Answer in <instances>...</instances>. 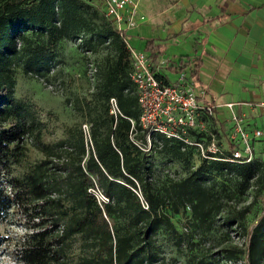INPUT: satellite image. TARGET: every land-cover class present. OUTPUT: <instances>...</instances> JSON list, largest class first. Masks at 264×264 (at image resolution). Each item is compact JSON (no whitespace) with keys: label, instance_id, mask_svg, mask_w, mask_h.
<instances>
[{"label":"trees","instance_id":"1","mask_svg":"<svg viewBox=\"0 0 264 264\" xmlns=\"http://www.w3.org/2000/svg\"><path fill=\"white\" fill-rule=\"evenodd\" d=\"M98 6L86 0H0V220L15 205L37 220L20 255L25 264H168L159 258V231L175 233L180 246L189 235L187 225L179 232L172 215L185 213V221L211 230L227 204L226 187H220L217 177L239 180L242 194L260 178L261 165L256 159L242 165L205 160L194 170L192 151L183 152L180 143L157 137L162 145L153 152L168 154L193 169L173 178L169 172L177 173L170 167L167 183L157 187L150 159L153 152H143L131 139L132 135L145 139L131 79L132 61L124 41L131 35L116 29L101 0ZM41 38L48 43L38 42ZM60 40L80 41V48L88 54L113 50L100 69L94 64L95 98L78 102L92 125L91 143L81 129H71L63 140L45 143L44 123L16 97L13 75L18 61L23 60L37 78L49 82L60 64L50 65L46 46ZM144 49L152 59L164 53L154 40H148ZM192 64L193 81L204 89L199 80L200 58L181 56L171 68L180 72ZM112 98L120 111L117 116L111 114ZM215 121L211 126L220 135L226 124L218 130ZM28 138H33L44 158L23 177L1 180L23 159ZM234 147L230 145V154ZM94 191L107 200H99ZM250 212L247 207L242 218ZM224 222L226 227L235 222L239 226V219ZM240 228L244 247L225 249L214 260L191 258L188 264H264V211L252 226ZM75 239L81 240L84 255L72 263L67 248ZM7 240L0 234V249Z\"/></svg>","mask_w":264,"mask_h":264},{"label":"rangeland","instance_id":"2","mask_svg":"<svg viewBox=\"0 0 264 264\" xmlns=\"http://www.w3.org/2000/svg\"><path fill=\"white\" fill-rule=\"evenodd\" d=\"M86 1L99 7L100 0ZM37 41L48 43L45 38ZM79 42L60 40L54 45L47 44V51L50 52L48 53L51 59L50 63H52L50 65L60 64L56 68V72L48 78V83L37 78L36 74L26 67L23 60L18 61V65L14 68L13 81L16 97L22 101L25 108L34 111L36 117L44 123L42 140L45 143H55L67 138L68 131L71 129L75 131L81 129L85 133L86 141L91 143L90 131L92 125L89 117L86 116V112L82 111V107L78 102H84V98L88 100L95 98L98 90V80L94 81L88 76L89 65L94 63L100 69L105 58L113 54V50L110 47L104 48L96 54H88L80 48ZM130 42L134 49L146 52L144 49L145 39H142L137 33L132 35ZM192 46L196 48L195 41L192 42ZM201 48L202 45H199V49ZM184 53L191 54L193 50L192 48L168 45L165 52L167 58L171 59L170 63H173ZM207 73L211 74L206 69L204 80L210 83V77ZM168 74L174 77L173 74L176 73L168 72ZM218 85L219 81L215 79V82L212 83V90L221 99L223 96ZM248 128H250V132L254 130L262 131L261 138L254 141V159L261 165L259 180L254 181L252 187L242 194L239 192V180L226 178L225 176L217 177L220 187H226L227 204L222 213L216 217L215 226L211 230L194 226L190 220L185 221V213L178 216L172 215V221L179 232H184L183 226L187 225L189 235L184 237L185 242L180 246L178 244L179 237L175 233L164 229L159 231L157 235L159 258L163 259L165 263L188 264L191 258H195L196 261L202 258L214 260L221 257L225 249L234 246L244 247L246 241L240 227L252 226L264 211V118L260 123L258 122L253 126L254 129L250 126ZM209 129L214 130L212 126ZM225 130L219 135V141L221 149L227 154L230 145H234L231 139L233 127L228 124ZM22 158L21 162L12 165L10 174L4 175V177L1 176V180L8 182L13 177H23L44 158V154L34 146L33 138L26 140L24 157ZM150 159L154 168L157 187H163L167 183L166 173L170 167L177 173L175 178H181L188 171L193 170L185 163L162 152H153ZM196 165H198L197 161L194 162L195 167ZM247 207H251V212L243 219ZM228 218L239 219V226L237 222L232 227L224 226V221ZM35 222L37 220L33 221L31 216H26L17 205L10 210L7 218L0 220V234L8 239L0 249L1 264H25L20 260V255L34 230ZM81 244L80 239H75L67 248L68 257L72 263L76 262L79 256L84 255ZM239 264L245 263L240 262Z\"/></svg>","mask_w":264,"mask_h":264},{"label":"crops","instance_id":"3","mask_svg":"<svg viewBox=\"0 0 264 264\" xmlns=\"http://www.w3.org/2000/svg\"><path fill=\"white\" fill-rule=\"evenodd\" d=\"M146 21L130 31L145 43L154 40L164 53L156 59L148 56L155 69L168 82H177L179 71L172 69L180 57L200 58L201 86L206 89L205 101L214 104L243 103L236 110L244 123L252 127L264 118V109L246 104L264 103V0H136ZM195 41L196 48L192 42ZM192 48L193 53L181 54L173 63L167 58L166 47ZM199 45L202 48L199 49ZM167 60L166 66H159ZM170 63V64H169ZM192 66L185 69H190ZM208 69L210 83L204 80ZM192 74V70H190ZM168 72L176 73L171 77ZM173 78V79H172ZM219 81L222 96L212 90ZM217 88V86H215ZM200 90V89H199ZM230 111L220 108L216 112L215 129L220 124L230 125Z\"/></svg>","mask_w":264,"mask_h":264},{"label":"built area","instance_id":"4","mask_svg":"<svg viewBox=\"0 0 264 264\" xmlns=\"http://www.w3.org/2000/svg\"><path fill=\"white\" fill-rule=\"evenodd\" d=\"M101 1L106 17L123 34H128L147 19L140 13L139 2L136 0ZM124 41L132 61L131 79L136 86L141 107L140 126L145 134L144 140L136 138L135 135L131 136L137 147L150 154L162 145L157 137H163L180 143L183 152L192 151L198 164L206 160L242 165L254 160V141L261 138L262 131L250 132L247 129L246 123L236 110V107L243 103L219 105L206 102V89L199 90L191 76L190 70L193 69V64L192 68L180 71L177 82L171 83L161 75L158 71L159 67L154 68L146 52L134 49L129 37H125ZM167 64V60L159 62L160 67ZM96 72V66L91 63L88 68L90 79L95 80ZM40 80L45 81L43 78ZM110 104L111 113L117 116L120 111L116 99L112 98ZM246 105L264 109V103ZM220 108L230 111L229 120L233 127L231 139L235 146L231 154L224 153L219 135L209 129ZM197 167L198 165L194 170ZM169 173L171 177H176L174 171ZM94 192L99 200H107L102 193Z\"/></svg>","mask_w":264,"mask_h":264}]
</instances>
